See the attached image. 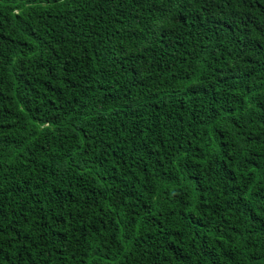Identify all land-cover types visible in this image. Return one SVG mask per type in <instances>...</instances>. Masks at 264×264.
Listing matches in <instances>:
<instances>
[{
	"label": "trees",
	"instance_id": "trees-1",
	"mask_svg": "<svg viewBox=\"0 0 264 264\" xmlns=\"http://www.w3.org/2000/svg\"><path fill=\"white\" fill-rule=\"evenodd\" d=\"M0 264H264V0H0Z\"/></svg>",
	"mask_w": 264,
	"mask_h": 264
}]
</instances>
